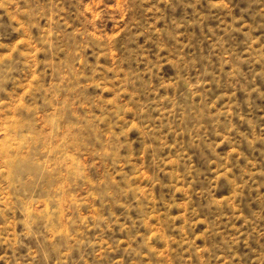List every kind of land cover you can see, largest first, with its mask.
Returning a JSON list of instances; mask_svg holds the SVG:
<instances>
[{
	"label": "rangeland",
	"instance_id": "rangeland-1",
	"mask_svg": "<svg viewBox=\"0 0 264 264\" xmlns=\"http://www.w3.org/2000/svg\"><path fill=\"white\" fill-rule=\"evenodd\" d=\"M0 264H264V0H0Z\"/></svg>",
	"mask_w": 264,
	"mask_h": 264
}]
</instances>
